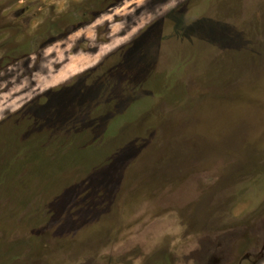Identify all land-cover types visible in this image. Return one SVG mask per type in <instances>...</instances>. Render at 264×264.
Returning a JSON list of instances; mask_svg holds the SVG:
<instances>
[{
	"label": "rangeland",
	"instance_id": "374dc122",
	"mask_svg": "<svg viewBox=\"0 0 264 264\" xmlns=\"http://www.w3.org/2000/svg\"><path fill=\"white\" fill-rule=\"evenodd\" d=\"M0 264H264V0H0Z\"/></svg>",
	"mask_w": 264,
	"mask_h": 264
}]
</instances>
